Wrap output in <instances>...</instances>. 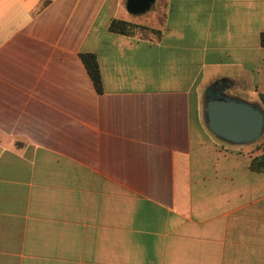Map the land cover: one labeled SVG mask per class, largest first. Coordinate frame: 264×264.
<instances>
[{
	"label": "crops",
	"instance_id": "crops-1",
	"mask_svg": "<svg viewBox=\"0 0 264 264\" xmlns=\"http://www.w3.org/2000/svg\"><path fill=\"white\" fill-rule=\"evenodd\" d=\"M155 6L0 0V264H264V151L205 115L220 80L264 111V0Z\"/></svg>",
	"mask_w": 264,
	"mask_h": 264
},
{
	"label": "water",
	"instance_id": "water-1",
	"mask_svg": "<svg viewBox=\"0 0 264 264\" xmlns=\"http://www.w3.org/2000/svg\"><path fill=\"white\" fill-rule=\"evenodd\" d=\"M156 0H126L129 14L148 13ZM231 84L220 80L205 93V115L210 131L223 141L243 146L259 141L264 135V111L260 106L228 95Z\"/></svg>",
	"mask_w": 264,
	"mask_h": 264
},
{
	"label": "trees",
	"instance_id": "trees-1",
	"mask_svg": "<svg viewBox=\"0 0 264 264\" xmlns=\"http://www.w3.org/2000/svg\"><path fill=\"white\" fill-rule=\"evenodd\" d=\"M110 30L115 34L120 35H135L136 30L145 31V33H152L157 36L161 34V32L150 29L148 27H144L141 25H137L134 23H130L127 21L114 19L111 23ZM144 33V34H145ZM262 45L264 46V35L262 36ZM83 64L91 78V81L97 90L98 93L103 92V82L101 77V72L99 68V63L97 57L93 54H84L82 55ZM250 168L255 171L264 172V154L260 157H257L251 161Z\"/></svg>",
	"mask_w": 264,
	"mask_h": 264
},
{
	"label": "rangeland",
	"instance_id": "rangeland-1",
	"mask_svg": "<svg viewBox=\"0 0 264 264\" xmlns=\"http://www.w3.org/2000/svg\"><path fill=\"white\" fill-rule=\"evenodd\" d=\"M125 5V4H124ZM156 6L154 5L151 10L144 14V15H140V16H134V15H131L129 13H127L126 11H124V15L130 20V21H135V22H139V23H144L146 20H148V18H150L153 14V11L155 10ZM136 34H139V35H144L145 31H140V30H136L135 31ZM147 34V33H145ZM149 34V33H148ZM230 93L232 94L233 91L230 89L227 94L230 95ZM235 94V93H234ZM244 99V98H243ZM212 133V132H211ZM213 134V133H212ZM213 136H215L213 134ZM216 137V136H215ZM217 138V137H216ZM217 141L219 143V146L222 148V149H225V150H229L230 148H235V149H240L242 150L243 152L247 153L249 152L250 150H263L264 151V136L259 140L257 141L256 143L254 144H251V145H243V146H238V145H231L230 143H227L219 138H217ZM250 153V152H249Z\"/></svg>",
	"mask_w": 264,
	"mask_h": 264
}]
</instances>
